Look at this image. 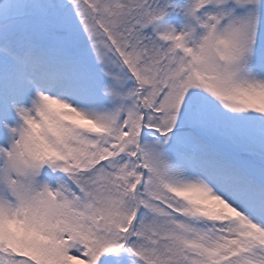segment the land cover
<instances>
[{"label": "snow or ice", "instance_id": "1", "mask_svg": "<svg viewBox=\"0 0 264 264\" xmlns=\"http://www.w3.org/2000/svg\"><path fill=\"white\" fill-rule=\"evenodd\" d=\"M0 264H264V0H0Z\"/></svg>", "mask_w": 264, "mask_h": 264}]
</instances>
